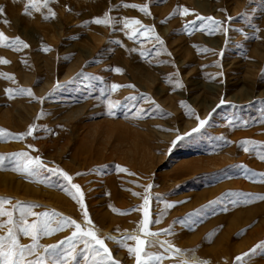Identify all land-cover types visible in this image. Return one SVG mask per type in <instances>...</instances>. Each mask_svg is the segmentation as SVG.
Segmentation results:
<instances>
[{
  "label": "rangeland",
  "instance_id": "374dc122",
  "mask_svg": "<svg viewBox=\"0 0 264 264\" xmlns=\"http://www.w3.org/2000/svg\"><path fill=\"white\" fill-rule=\"evenodd\" d=\"M125 4H148L151 18ZM24 6L25 0H0V33L28 45L0 46L6 61L0 63V129L37 130L21 140L0 139V155L28 152L71 175L119 264H134V257L106 238L139 233L145 195L150 218L161 220L150 230L171 227L151 239L180 250L148 249L166 257L162 264H191L193 255L202 264H264V246L258 247L264 245V200L254 199L264 196V152H245L240 143L264 145V0H54V17L47 9L25 15ZM105 13L118 21L115 28L91 23ZM209 17L219 22L214 31ZM125 18L140 25L125 28ZM137 31L142 35L129 39ZM112 84L122 87L113 92ZM6 89L32 95L10 97ZM197 117L208 123L193 133ZM11 168L0 170V198L12 202L5 210L21 204L84 224L63 181ZM71 231L41 236L29 259ZM6 233L0 229V236ZM19 242L32 243L23 236ZM76 264L84 262L78 257Z\"/></svg>",
  "mask_w": 264,
  "mask_h": 264
},
{
  "label": "snow or ice",
  "instance_id": "6c2138e0",
  "mask_svg": "<svg viewBox=\"0 0 264 264\" xmlns=\"http://www.w3.org/2000/svg\"><path fill=\"white\" fill-rule=\"evenodd\" d=\"M54 0H25L24 13L25 15L29 14L30 10L35 12H40L42 9H47L49 13L54 17V13H52L49 5L53 3ZM125 8H133L137 9L141 13L147 15L149 14V5L144 4L143 6H138L134 4H125L121 5ZM111 11V9H110ZM0 14H3V10L0 9ZM189 10L184 9L181 15H188ZM47 19L48 16H45ZM198 19H205L203 17H198ZM210 21L209 27L214 31L215 28L219 25L218 21H215L213 18H207ZM5 24L8 21H4ZM91 23L103 26H111L115 28L116 23L118 21L109 16L108 13H105L102 18H94ZM129 25H140L139 20L135 19H127L123 20V26L128 28ZM189 26L185 25V29L187 30ZM149 33L153 32V28L144 29ZM190 34V33H189ZM211 34V33H209ZM135 35H142L141 31H137L133 36H129V39H133ZM155 41L159 45H163L164 41L159 37H155ZM8 43H12L16 46H21L23 48H27L28 45L20 41L17 37L13 41H9L8 38L0 33V46H8ZM143 55V53H141ZM0 63H6V61L0 60ZM115 72H121L120 69H114ZM82 75V73H81ZM121 85L112 84L110 86L111 90L114 92L118 90ZM132 87V86H129ZM176 87H181L180 83L177 81ZM6 92L10 97L15 95H23L27 94L29 96L32 95L30 90L26 89H6ZM104 93L102 92V95ZM134 99V98H133ZM225 103V101L221 100V104ZM181 106L184 107V103L181 102ZM114 106L109 105V111L113 110ZM190 116L191 112L188 113ZM42 115V114H41ZM211 114L209 115L210 118ZM39 118V117H38ZM198 125L196 128L192 129L193 133L200 132L202 128H204L208 120H200L197 117ZM36 127L34 125L29 126L27 132L13 135L6 130L0 129V139L7 142V138L11 137L14 140H21L27 136H32L36 131ZM177 139H180L178 137ZM241 145H244V151H262L264 152V145H257L256 142L253 141H241ZM31 148V146H29ZM35 151V149H32ZM259 158L264 160V155H260ZM7 164H11V170L21 174L25 177H35L40 176L41 173H46L47 176L45 179L51 180L52 178H56L59 181H63L60 185L61 189L70 196L72 200H74L82 210L84 224L81 225L77 223L74 219L64 217L56 212H44V213H34L31 210L32 206H24L21 204L12 205V210H5V205L12 204L10 200L0 198V218L6 217L7 219L0 223V229H7L6 235L0 236V264H76V261L81 258L84 264H119V262L113 259L112 253L110 249L106 246L105 239L100 238L96 231L93 221L91 220L86 206L84 204L83 193L79 185L72 183L73 177L69 175L67 172L63 171L58 167L49 168L42 161L40 156L32 157L28 152H19L12 154L11 156H3L0 155V170H3ZM243 169V166H238ZM120 171H125L124 169H119ZM247 171V170H245ZM255 175L254 173L252 174ZM264 176V174H261ZM43 182V181H41ZM264 182V181H262ZM152 185H148L150 189ZM73 189L75 191H73ZM133 195H137L133 193ZM227 196H231L232 194H226ZM149 197L147 195L143 198V204L140 205V208L144 209L143 219L139 223V233H133L130 235H125L120 239H115L112 236H108L106 239L111 240L120 247L126 249L130 257H134V264H162V261L166 258L161 252L168 253H179V249L173 248L171 245L165 247V243L159 240L151 239L153 237H158L160 235H167L171 233V227L169 229H164L161 232H152L150 230V225L159 224L161 220L159 218L152 220L150 218V213L148 211L149 206ZM160 199V198H158ZM254 199L264 200V196H258ZM163 202V201H162ZM174 205L165 203V208H172ZM111 208V206H110ZM133 209L132 211H134ZM121 215L130 214V212L119 213ZM35 216L31 223L28 221V217ZM53 218H55V227L52 226ZM191 219V217H189ZM67 229H72L71 234L58 242L55 246H47L43 249V253L36 257V259H29L35 255L37 251H39L38 239L41 236H49L55 234L59 231H64ZM30 238L32 243L28 245H23L19 242L20 237ZM128 241H134V246H130ZM67 244L66 249H61V246ZM83 247L80 248L79 246ZM161 249V252H149L148 249L157 247ZM264 246V245H259ZM79 248V251L77 249ZM254 251V250H253ZM249 253H244L242 256H238L235 258L237 262H242L244 256H248ZM185 264H189V262H185ZM191 264H199L197 261H192Z\"/></svg>",
  "mask_w": 264,
  "mask_h": 264
},
{
  "label": "bare ground",
  "instance_id": "6f19581e",
  "mask_svg": "<svg viewBox=\"0 0 264 264\" xmlns=\"http://www.w3.org/2000/svg\"><path fill=\"white\" fill-rule=\"evenodd\" d=\"M197 169V168H196ZM220 190H222V188H219L218 190H213L212 191V193H217V192H219ZM209 196H211V195H209ZM212 197V196H211ZM247 219H248V217H247ZM113 236V235H112ZM251 242V241H250ZM252 243V242H251ZM250 244V243H249ZM118 256H120V255H118ZM192 260L193 261H197V262H199V264H202L203 263V261L198 257V256H196V255H193V257H192ZM129 264H131V262L129 263Z\"/></svg>",
  "mask_w": 264,
  "mask_h": 264
},
{
  "label": "crops",
  "instance_id": "0c3cea01",
  "mask_svg": "<svg viewBox=\"0 0 264 264\" xmlns=\"http://www.w3.org/2000/svg\"><path fill=\"white\" fill-rule=\"evenodd\" d=\"M188 9H189V11L191 10L190 8H188ZM143 16H145V14H143ZM147 17H149V19L151 18V10H149V14ZM147 17H145V18H147Z\"/></svg>",
  "mask_w": 264,
  "mask_h": 264
}]
</instances>
